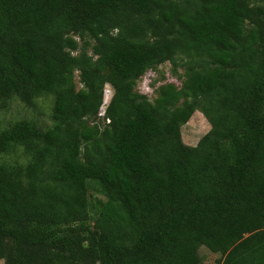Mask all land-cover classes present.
I'll return each instance as SVG.
<instances>
[{"label": "trees", "instance_id": "16d2710c", "mask_svg": "<svg viewBox=\"0 0 264 264\" xmlns=\"http://www.w3.org/2000/svg\"><path fill=\"white\" fill-rule=\"evenodd\" d=\"M183 55L179 86L134 89ZM44 94L50 125L0 129L25 155L0 161L4 264H264V1L0 0V104Z\"/></svg>", "mask_w": 264, "mask_h": 264}, {"label": "rangeland", "instance_id": "374dc122", "mask_svg": "<svg viewBox=\"0 0 264 264\" xmlns=\"http://www.w3.org/2000/svg\"><path fill=\"white\" fill-rule=\"evenodd\" d=\"M264 0H257L258 3H262ZM78 39V37H77ZM81 44V41L78 40ZM88 52L91 54V49L88 48ZM77 53L76 51L72 52ZM182 59H178L176 65H173L171 61H164L155 69H148L140 77L134 86L135 90H139L146 93L148 98L153 101L157 96V92L154 89L163 83L173 82L176 85H180L183 79L184 69L186 67L187 58L182 56ZM74 83L76 88H80L82 83L79 81V76L77 71L74 72ZM103 97L102 103L98 109L97 117H102L106 106L108 105L110 98L113 93V88L109 83H105L103 86ZM108 94L109 99L107 103L104 102V96ZM180 102V101H179ZM53 104V96L51 94L40 95L29 101L21 99L18 96H11L8 101L2 106L0 104V129L11 125L13 122L19 119L27 118L40 125H50L52 122L51 117V107ZM99 125L102 126L108 119H99ZM210 128V123L203 113L199 110H195L190 118L181 125L180 133L181 139L185 144L195 145L199 138L204 135ZM22 149L18 147L16 152L11 153H0V161H25V155L22 154ZM87 196L92 202L91 206L88 207L89 222L94 223L97 217V208L94 206L96 204V199L103 201L105 197L100 193L96 192L95 185L92 183L87 191ZM197 254L201 264H217V259L219 258L218 252L210 251L206 246L200 245L197 248ZM0 264H4L3 260H0Z\"/></svg>", "mask_w": 264, "mask_h": 264}]
</instances>
